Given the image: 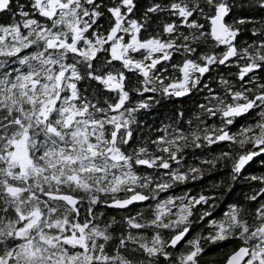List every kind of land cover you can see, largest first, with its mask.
I'll use <instances>...</instances> for the list:
<instances>
[{"label": "trees", "instance_id": "obj_1", "mask_svg": "<svg viewBox=\"0 0 264 264\" xmlns=\"http://www.w3.org/2000/svg\"><path fill=\"white\" fill-rule=\"evenodd\" d=\"M33 3L10 0L0 12L6 28L21 12L0 56V264H225L241 245L251 249L247 264H258L264 154L243 169L237 159L264 148V0H74L53 19ZM220 4L231 43L210 35ZM119 18L124 29L136 24L139 41L163 45L148 78L108 52L104 39ZM75 21L85 28L77 50L48 48ZM148 53L126 56L138 63ZM185 62L198 69L177 94L171 84ZM105 75L121 77V87L108 89ZM249 100L243 115L223 117ZM116 124L119 157L107 150ZM23 136L30 163L21 170L11 153ZM134 193L145 202L107 205Z\"/></svg>", "mask_w": 264, "mask_h": 264}, {"label": "water", "instance_id": "obj_2", "mask_svg": "<svg viewBox=\"0 0 264 264\" xmlns=\"http://www.w3.org/2000/svg\"><path fill=\"white\" fill-rule=\"evenodd\" d=\"M33 1H34L36 8L40 10L41 14H45V12L41 10V4L45 1L48 3V8H49L51 15L54 13L56 6L60 8L64 6V3L60 2L59 0H33ZM70 1L73 2L74 0H70ZM9 2L10 0H0V10H5ZM226 12L227 10L224 4H220L217 6L213 16L210 18V35L211 37L215 39L221 40L223 42L231 43L233 40V36H232L231 30L228 28V26L224 22V17L226 15ZM73 35H74L73 40H77V37L79 35V30L73 31ZM46 44L48 48H51L55 46L56 44H58L59 46H62L64 43H63V40L60 38H48L46 40ZM232 52H233L232 48H229L225 54V59H228L231 56ZM164 58L165 57L163 56L161 58L156 59L155 61L151 63V66H154L156 62H159L161 59H164ZM125 63L126 64L131 63L132 66L134 68L139 69L143 73L144 76L146 75V70L143 65L136 63L134 61L130 62L128 59L125 60ZM120 87H121V83L119 82L112 83L107 86V88L110 90L119 89ZM253 104H254V100H249L246 102H241L238 104L231 105L223 111L222 115L224 118H230L233 116L243 115L245 112H247L250 109V107H252ZM120 127H121L120 124L115 125L114 130L109 139V146L107 148L108 151L112 149ZM262 154H264V148L259 149L258 151H252L243 156H240L237 159L238 168L243 169L249 163L251 158L258 157ZM56 198L62 200L69 206H75L77 203V199L70 194H58L56 195ZM145 198L146 197L143 194L134 193V194L129 195L126 198L114 199L108 202L107 205L114 209L122 210L133 204L144 203ZM187 232H188V229L185 228L175 233L169 240V246L172 248L176 247L185 238ZM65 241L70 242L71 240L69 238H65ZM249 254H250V249L246 246L241 245L227 256L225 260V264H242L249 257Z\"/></svg>", "mask_w": 264, "mask_h": 264}, {"label": "rangeland", "instance_id": "obj_3", "mask_svg": "<svg viewBox=\"0 0 264 264\" xmlns=\"http://www.w3.org/2000/svg\"><path fill=\"white\" fill-rule=\"evenodd\" d=\"M113 14L115 16H118V11L115 9L113 10ZM30 21L25 22V24L29 23ZM120 18L117 19V22L115 26L107 33L105 36L104 42H107V48L110 56L113 59H119V60H126L127 59V54L130 50H138V49H146L149 53L145 55L144 59H149V57H152L151 54L152 52L156 51H161L163 48V45L158 44L157 42L154 41H139L136 37L135 34V29H136V24L135 23H130L125 29L120 27ZM74 29H80L78 22L75 21L71 27H70V32H72ZM72 35V34H71ZM83 46V45H82ZM68 49H73L77 50L76 46H72L71 42H69V45L67 46ZM87 49V46L81 50ZM94 51H92L93 53ZM91 53V54H92ZM144 60L139 61L141 65L144 66L145 70H147L144 62ZM195 68L191 63L185 62L181 66V77L174 82H172L171 87L173 90L177 93L180 94L183 92L184 88L186 87V84L190 78L191 72L194 71ZM106 85L112 84L119 82L121 83L122 78L121 77H116L114 75H105L101 79ZM52 106V101L48 100L43 103L42 108H41V114L45 117L49 111V109ZM74 118V114L71 113L69 117L67 118V122H71L72 119ZM13 151L11 153V157L18 162V165L21 170H23L28 164L30 163L28 154H27V149H26V143H25V136H23L21 139L14 141L13 143ZM110 155L113 157H119V153L116 150H110ZM35 213H33L31 216L28 217V219L25 222V227L31 226L35 222ZM264 227H262V230ZM69 238V237H65ZM71 241H82L83 237L81 234L79 235H72L69 238ZM262 255V256H261ZM255 257L259 258L258 264H264V257H263V252L258 255L255 254ZM13 264V263H11Z\"/></svg>", "mask_w": 264, "mask_h": 264}, {"label": "flooded vegetation", "instance_id": "obj_4", "mask_svg": "<svg viewBox=\"0 0 264 264\" xmlns=\"http://www.w3.org/2000/svg\"><path fill=\"white\" fill-rule=\"evenodd\" d=\"M60 2H62V3H64V6L62 7V8H60V7H58V6H56L55 7V10H54V13L51 15L50 14V11H49V8H48V3L45 1V2H43L42 4H41V10L42 11H44L45 12V14H41L40 13V10H38L37 8H36V6H35V4H34V7H35V12L38 14V15H41V16H43V17H45V18H48V19H53L54 17H58L59 15H61V14H64V11L66 10V8L68 7V4L70 3V2H72V1H70V0H59ZM7 9V8H6ZM5 9V10H6ZM2 11H4V10H0V12H2ZM15 19H11L10 18V20H9V25L7 26V28L5 27V26H1L0 25V56L2 55H5V52L4 51H2L4 48L3 47H5V45H4V40H5V36H8V38H9V40H11L13 37H15L19 32H20V26H19V23H20V20H21V12H20V8H18L16 11H15ZM17 16V17H16ZM28 19H30V18H28ZM27 19V20H28ZM12 20V21H11ZM80 27V29H78L79 30V35H78V37H77V40L79 39V38H81V36L83 35V32H84V29L85 28H83L82 26H79ZM75 30H77V29H74L73 31H75ZM73 31L72 32H70V30H69V33L67 32V34H66V36L64 37V38H61L62 40H63V45L61 46V47H63V48H67V46L69 45V42H71V44H72V46H76V41L77 40H73V38H74V35H73ZM72 34V35H71ZM70 37H71V40H70ZM14 39V38H13ZM12 39V40H13ZM147 42V41H146ZM57 46H59L58 44H56L55 46H53V47H57ZM68 49V48H67ZM145 58V57H144ZM142 59V60H144L143 62H144V64H145V66H146V68H147V70H146V75L144 76L145 78H148L149 76H150V71L156 66V64L158 63V62H156L155 64H154V66H151V63L153 62V61H155L156 59H158L159 57L158 56H154V57H149V59ZM138 63H139V61H138ZM131 64V63H130ZM140 64V63H139ZM132 65V64H131ZM137 70H139V69H137ZM262 250H264V246H262L257 252H256V255H258V254H260V252L262 253ZM250 254H251V249H250ZM250 254H249V257H250ZM262 256V255H261ZM249 257L246 259V261L245 262H243L242 264H247L248 263V261H249ZM258 259V261L260 260L259 258H257ZM260 263V262H259Z\"/></svg>", "mask_w": 264, "mask_h": 264}]
</instances>
